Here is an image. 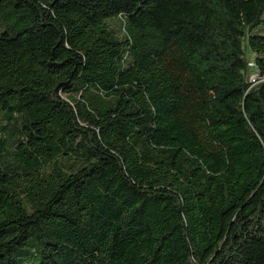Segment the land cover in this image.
I'll list each match as a JSON object with an SVG mask.
<instances>
[{"label": "trees", "instance_id": "16d2710c", "mask_svg": "<svg viewBox=\"0 0 264 264\" xmlns=\"http://www.w3.org/2000/svg\"><path fill=\"white\" fill-rule=\"evenodd\" d=\"M264 0H0V264H264Z\"/></svg>", "mask_w": 264, "mask_h": 264}, {"label": "rangeland", "instance_id": "374dc122", "mask_svg": "<svg viewBox=\"0 0 264 264\" xmlns=\"http://www.w3.org/2000/svg\"><path fill=\"white\" fill-rule=\"evenodd\" d=\"M246 57H247V61L249 62L248 63V68H249V76H248V79H249V82L255 86L257 85L258 83H260L261 81H263L264 79H261L259 81V75L255 69V66H253V55L247 51L246 52Z\"/></svg>", "mask_w": 264, "mask_h": 264}, {"label": "built area", "instance_id": "2783aa9c", "mask_svg": "<svg viewBox=\"0 0 264 264\" xmlns=\"http://www.w3.org/2000/svg\"><path fill=\"white\" fill-rule=\"evenodd\" d=\"M254 66V65H253Z\"/></svg>", "mask_w": 264, "mask_h": 264}]
</instances>
